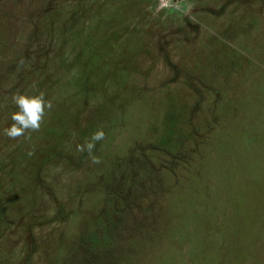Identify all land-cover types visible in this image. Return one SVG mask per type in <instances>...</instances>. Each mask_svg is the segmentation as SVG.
Listing matches in <instances>:
<instances>
[{"label": "rangeland", "instance_id": "rangeland-1", "mask_svg": "<svg viewBox=\"0 0 264 264\" xmlns=\"http://www.w3.org/2000/svg\"><path fill=\"white\" fill-rule=\"evenodd\" d=\"M0 264H264V0H0Z\"/></svg>", "mask_w": 264, "mask_h": 264}, {"label": "clouds", "instance_id": "clouds-1", "mask_svg": "<svg viewBox=\"0 0 264 264\" xmlns=\"http://www.w3.org/2000/svg\"><path fill=\"white\" fill-rule=\"evenodd\" d=\"M13 100L18 110L12 114V124L4 129V134L10 139L19 137L30 139L32 132L40 130L46 109L51 110L52 103L45 99L43 91H39L35 95L17 93L13 96ZM104 136L103 130L98 129L91 135L89 140H86L82 145H78V151L92 153L95 142L104 139ZM92 162L99 163L100 160L98 157L92 156Z\"/></svg>", "mask_w": 264, "mask_h": 264}]
</instances>
